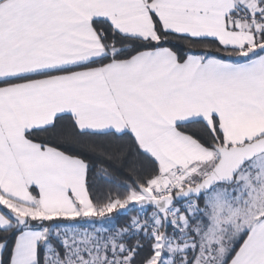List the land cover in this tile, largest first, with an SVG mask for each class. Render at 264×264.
Returning a JSON list of instances; mask_svg holds the SVG:
<instances>
[{
  "label": "snow or ice",
  "instance_id": "obj_1",
  "mask_svg": "<svg viewBox=\"0 0 264 264\" xmlns=\"http://www.w3.org/2000/svg\"><path fill=\"white\" fill-rule=\"evenodd\" d=\"M0 264H264V0H0Z\"/></svg>",
  "mask_w": 264,
  "mask_h": 264
},
{
  "label": "trees",
  "instance_id": "obj_2",
  "mask_svg": "<svg viewBox=\"0 0 264 264\" xmlns=\"http://www.w3.org/2000/svg\"><path fill=\"white\" fill-rule=\"evenodd\" d=\"M98 184H99V186H101V187H106L104 181H99Z\"/></svg>",
  "mask_w": 264,
  "mask_h": 264
}]
</instances>
